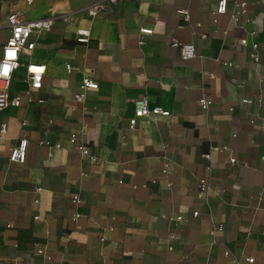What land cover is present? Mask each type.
<instances>
[{
    "label": "crops",
    "instance_id": "crops-1",
    "mask_svg": "<svg viewBox=\"0 0 264 264\" xmlns=\"http://www.w3.org/2000/svg\"><path fill=\"white\" fill-rule=\"evenodd\" d=\"M96 1L0 0V58L10 13L54 19L20 54L7 91L19 106L0 111V264H264V0H246L239 26L212 22L217 0H122L90 17ZM28 63L45 67L37 91ZM84 77L97 88L82 91ZM139 98L169 116L129 129ZM21 139L24 163L9 162Z\"/></svg>",
    "mask_w": 264,
    "mask_h": 264
},
{
    "label": "built area",
    "instance_id": "built-area-1",
    "mask_svg": "<svg viewBox=\"0 0 264 264\" xmlns=\"http://www.w3.org/2000/svg\"><path fill=\"white\" fill-rule=\"evenodd\" d=\"M122 0H99L91 3L86 9V14L90 17L97 15H103L105 13V3H117ZM29 4L31 0H26ZM247 1L246 0H217L216 7L214 11L211 12L212 22L217 21V17L221 15H228L230 25H240L242 21L248 22L247 19ZM176 14L181 17L183 21H188L189 11L186 8H180L176 10ZM54 23L52 17L37 19V20H26L20 12H12L6 17V27L8 28L9 35L6 42L1 49L0 58V111L7 106L18 107L20 104V95H15L9 98L7 91L9 88L10 81L12 79L13 73L21 66L19 57L24 51H31L35 43L31 40V34L33 32L48 31ZM140 33L150 35L152 33L151 29H140ZM204 38V36H202ZM79 43L87 42V38L84 33L79 32V38L77 39ZM239 44L242 46H247L246 39H240ZM172 47H177L179 49V55L182 61H188L195 57V49L192 44H181L176 41L171 43ZM252 50L250 58L253 61H257L256 51L258 49L257 43H252L250 45ZM66 70L70 72V65H66ZM45 73V67L40 64L28 63L25 65V80L28 84V91H37L41 88L42 79ZM97 88V84L90 81L87 77H84L80 83V89L82 91L93 90ZM74 100L77 103L83 102V96L81 94H74ZM244 103L249 104L250 100H243ZM199 107L202 110H207L211 105V101L207 98H200L198 101ZM148 116H169V112L163 110L160 107H148L146 98H139L134 101V113L133 117L129 120V129H133L136 126L138 119ZM6 125L2 124L0 126V132L5 133ZM69 142L74 148L80 151L82 156L89 158L91 161H95V158L91 156L88 150L79 147L76 144L75 136L71 135ZM27 147V140L21 139L18 141L17 145L12 147L9 151L8 161L12 163L23 164L25 161V153ZM59 148V145L55 146ZM222 149H225L224 147ZM50 157V154L48 155ZM206 161L210 160V155L206 154L203 156ZM233 163L234 159H230ZM210 167L207 166V170ZM198 188L200 192H204L209 188V184L206 180L200 179L198 181ZM35 193H39L40 189L35 188ZM38 200L35 199L34 203ZM71 202L77 207L80 204V199L77 195L71 198ZM193 216H197V212L192 213ZM77 217V215H75ZM36 219V218H35ZM176 221H180L181 217H176ZM37 255L44 256L49 259L48 256L44 254L41 248L36 250ZM247 263H252L251 258H246Z\"/></svg>",
    "mask_w": 264,
    "mask_h": 264
}]
</instances>
